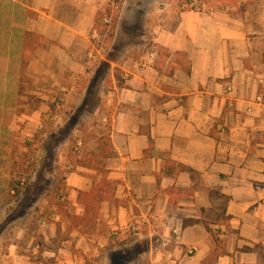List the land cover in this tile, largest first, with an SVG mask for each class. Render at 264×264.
<instances>
[{"label":"crops","instance_id":"obj_1","mask_svg":"<svg viewBox=\"0 0 264 264\" xmlns=\"http://www.w3.org/2000/svg\"><path fill=\"white\" fill-rule=\"evenodd\" d=\"M110 1L0 0V96L12 87L23 101L29 84L69 98L101 54L93 39ZM245 1L150 11L155 47L106 90L104 137L71 166L60 205L85 217L79 192L104 180L114 198L91 230L59 212L61 244L31 261L11 243L8 264H112L116 252V264H264V0L255 12Z\"/></svg>","mask_w":264,"mask_h":264},{"label":"rangeland","instance_id":"obj_2","mask_svg":"<svg viewBox=\"0 0 264 264\" xmlns=\"http://www.w3.org/2000/svg\"><path fill=\"white\" fill-rule=\"evenodd\" d=\"M171 1L111 0L97 17L93 39L96 53L99 50L102 55L94 56L93 72L87 77L82 74L83 81L69 98L52 93L54 98L42 99L28 92L37 89L29 84L24 85L23 93L29 97L23 101H12V87L7 88V95L0 96V264H8L11 243L17 245L18 253L37 261L39 252L58 247L67 236L64 231L58 234V229L54 233L55 225L62 226L58 213L60 204H65L60 196H64L67 174L94 147L92 144L104 137L100 134L108 124L106 90L114 77L125 73L123 62L128 57L145 60L154 49L148 27L150 11L160 12ZM259 1H245L241 9L255 12ZM176 2L181 9L204 10L210 6L225 9L234 0ZM46 112L51 114L48 119H44ZM42 122L44 128L40 130L37 124ZM136 250L129 246L125 257L133 256ZM117 253L111 256L112 264H116ZM84 261L101 264L99 260L93 262L96 259Z\"/></svg>","mask_w":264,"mask_h":264},{"label":"trees","instance_id":"obj_3","mask_svg":"<svg viewBox=\"0 0 264 264\" xmlns=\"http://www.w3.org/2000/svg\"><path fill=\"white\" fill-rule=\"evenodd\" d=\"M188 72L190 73L189 70ZM116 186V183L104 180L102 183L94 185L92 190L89 192H79V201L84 204L86 208L85 217H79L76 215L69 214L67 211L64 210L62 205H60V212L65 216L71 218L72 221L76 223L78 227L84 224L86 228L91 230L95 225V221L99 218L102 202L114 198ZM206 227L208 231L213 234V230L210 228L209 224L206 223ZM57 232L59 234V229L57 230ZM215 238L218 241L216 236ZM215 256L218 257L219 254L216 253Z\"/></svg>","mask_w":264,"mask_h":264},{"label":"built area","instance_id":"obj_4","mask_svg":"<svg viewBox=\"0 0 264 264\" xmlns=\"http://www.w3.org/2000/svg\"><path fill=\"white\" fill-rule=\"evenodd\" d=\"M192 6H193V4H192ZM195 6H196V5H195ZM263 99H264V97L261 96L259 100L262 101ZM56 117H58V116H56Z\"/></svg>","mask_w":264,"mask_h":264}]
</instances>
